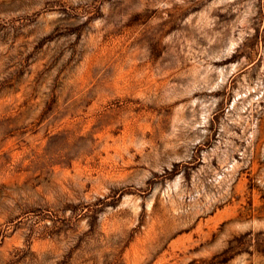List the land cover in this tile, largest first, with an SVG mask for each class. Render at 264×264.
<instances>
[{
  "label": "rangeland",
  "instance_id": "obj_1",
  "mask_svg": "<svg viewBox=\"0 0 264 264\" xmlns=\"http://www.w3.org/2000/svg\"><path fill=\"white\" fill-rule=\"evenodd\" d=\"M0 264H264V0H0Z\"/></svg>",
  "mask_w": 264,
  "mask_h": 264
}]
</instances>
